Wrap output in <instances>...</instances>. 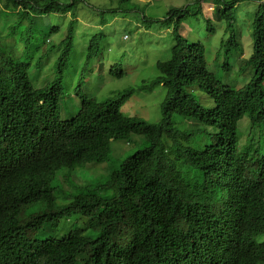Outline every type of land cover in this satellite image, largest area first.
I'll list each match as a JSON object with an SVG mask.
<instances>
[{
    "label": "trees",
    "instance_id": "1",
    "mask_svg": "<svg viewBox=\"0 0 264 264\" xmlns=\"http://www.w3.org/2000/svg\"><path fill=\"white\" fill-rule=\"evenodd\" d=\"M1 1L18 14V22L4 33L5 44L0 41V264H264V153L256 138L264 134V0H256L252 12L253 53L239 60L240 71L251 74L244 85L222 83L208 68L205 44L181 32L186 19L202 12L203 0L170 7L160 18L139 9L146 29L157 23L172 28L175 43L169 57L157 61L158 75L103 99L78 85L82 104L69 119L60 113L62 67L75 23L60 40L57 74L43 87L33 85L30 63L8 47L29 42L37 30L33 16L76 17L78 4L87 0ZM241 1L213 0L214 17L224 21L229 35L219 50L227 54L243 49L235 28ZM104 38L102 32L91 37L85 66L100 55ZM118 65L111 66L110 75L125 73ZM222 68L229 71L231 65ZM161 84L160 121L121 111L136 91ZM196 86L212 106L200 103ZM174 114L196 123L180 128ZM243 118L247 131L239 128ZM133 134L145 137L144 148L123 158L95 187L87 185L68 203H56L51 182L57 170L105 162L112 141ZM38 202L44 204L41 211L22 217ZM71 208L88 217L97 237L80 228L60 239L31 236L46 224L57 225Z\"/></svg>",
    "mask_w": 264,
    "mask_h": 264
},
{
    "label": "rangeland",
    "instance_id": "2",
    "mask_svg": "<svg viewBox=\"0 0 264 264\" xmlns=\"http://www.w3.org/2000/svg\"><path fill=\"white\" fill-rule=\"evenodd\" d=\"M193 1L125 0L123 1L127 2L125 5L120 0L81 1L78 4L79 14L76 17L69 13L33 16V25L36 22L37 30H34L29 42L20 43L18 41L12 47H8V50L21 60L30 63L31 82L36 88L43 87L57 74L56 63L64 48L60 45V40L65 36L68 24L75 23L73 45L66 64L62 67L63 95L60 101V113L63 119H69L76 114L82 104L76 95L78 85H81L82 90L90 97L103 99L114 92L129 86H136L141 81H148L158 75L157 61L167 59L175 43L172 28L157 23L150 29H146L141 12L151 18H160L170 7L181 8ZM257 4L256 0H243L239 3L235 28L243 46L242 52L233 51L227 54L224 48L219 50L221 40L229 35L225 33L224 21L214 17L216 4L213 0H203L202 12L183 22L182 34L190 41L199 40L205 44L208 68L226 85L239 87L251 78L250 73L240 71L239 60L242 57L249 58L253 53L252 21L254 15L252 12L257 8ZM111 9L117 10V13H111L109 11ZM208 20L214 27V33L208 31ZM17 22L18 14L5 10L0 0V41L2 44L6 41L3 38L4 33L17 25ZM28 22L27 20L26 23ZM52 27L58 28L50 32ZM100 32L105 34L101 42L100 55L85 66L84 60L89 39ZM225 62L231 65L229 71L222 68ZM116 64H119L118 66L125 71L122 76L110 75L111 66ZM164 91L162 84L152 91H136L123 103L121 111L149 122H158L162 117L160 103L163 100ZM194 92L204 107L208 108L213 105V101L207 100L206 94L199 87L196 86ZM173 119L180 128L187 125L191 127L196 123L180 114H174ZM239 128L241 131L248 130L247 118L240 121ZM130 138L126 141L124 139L112 141V151L105 162H91L81 169L62 167L57 170L51 182L56 203H68L73 195L84 190L87 185L89 188L95 187L113 169L119 167L123 158L144 148L148 143L143 135L133 134ZM256 138L257 141L260 140V153L263 154L264 134H259ZM43 206L42 202L29 205L22 213V217H28L32 213L41 211ZM88 221V217L80 210L71 208L68 213L59 218L57 225L46 224L41 232H33L31 236L60 239L71 230L80 228L83 234L95 238L100 232L91 228Z\"/></svg>",
    "mask_w": 264,
    "mask_h": 264
},
{
    "label": "clouds",
    "instance_id": "3",
    "mask_svg": "<svg viewBox=\"0 0 264 264\" xmlns=\"http://www.w3.org/2000/svg\"><path fill=\"white\" fill-rule=\"evenodd\" d=\"M89 40H90V39H89ZM77 112H78V111H77ZM77 112H76V113H77ZM73 116H74V115H73ZM134 116H136V115H134ZM62 119H63V118H62ZM97 163H99V162H97Z\"/></svg>",
    "mask_w": 264,
    "mask_h": 264
}]
</instances>
